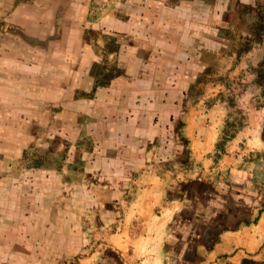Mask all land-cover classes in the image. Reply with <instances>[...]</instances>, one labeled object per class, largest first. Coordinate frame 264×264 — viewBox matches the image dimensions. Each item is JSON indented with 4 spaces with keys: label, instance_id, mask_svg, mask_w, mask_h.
<instances>
[{
    "label": "crops",
    "instance_id": "0c3cea01",
    "mask_svg": "<svg viewBox=\"0 0 264 264\" xmlns=\"http://www.w3.org/2000/svg\"><path fill=\"white\" fill-rule=\"evenodd\" d=\"M230 6L0 0L1 122L69 91L80 119L70 127L93 140L80 178L64 176L63 204L53 184L1 180L0 264H264V110L224 138L227 108L207 103L214 83L192 97L217 66V23ZM91 32L118 44L119 72L107 82L92 75ZM252 56L264 61V41Z\"/></svg>",
    "mask_w": 264,
    "mask_h": 264
},
{
    "label": "rangeland",
    "instance_id": "374dc122",
    "mask_svg": "<svg viewBox=\"0 0 264 264\" xmlns=\"http://www.w3.org/2000/svg\"><path fill=\"white\" fill-rule=\"evenodd\" d=\"M213 1L205 0L207 4ZM176 2L178 0H169L170 4ZM217 24L215 44L222 49V54L220 59L217 58V66L201 74V85L194 87L192 97L202 98L209 91L208 82L214 83L213 91L217 90L219 94L207 103L224 102L228 111L224 138H229L248 125V113L264 110V61L256 62L257 56H252L254 49L264 41V0H255L250 5L231 0V6L222 16V23L219 21ZM86 39L92 41L99 55V61L92 69L95 83L109 81L119 72V55L113 53L118 50L116 40L102 37L97 32L89 33ZM140 56L148 55L140 53ZM203 60L209 63L216 59L212 54L205 53ZM203 82L205 85H202ZM44 88L42 86V90ZM72 96L73 93L68 91L62 100L42 102L39 112L29 110L23 118H2V122L0 119V183L10 175L14 180H22L13 184L25 185L28 189L31 187L28 184L35 183L33 187H45L48 191L49 185L53 184L58 190L55 194L57 204L64 203V176L80 178L84 166L82 157L91 150L93 143L90 135L83 136L70 127V124L80 120L66 107L65 98ZM7 129L11 135L6 134ZM6 142L12 150H5ZM16 144L18 149L13 148ZM7 154L9 158L4 157ZM36 175L37 181H31ZM48 175H56V184L47 180ZM8 184L5 181V185ZM24 195L30 196L31 192ZM51 202L54 203L53 200Z\"/></svg>",
    "mask_w": 264,
    "mask_h": 264
},
{
    "label": "trees",
    "instance_id": "16d2710c",
    "mask_svg": "<svg viewBox=\"0 0 264 264\" xmlns=\"http://www.w3.org/2000/svg\"><path fill=\"white\" fill-rule=\"evenodd\" d=\"M261 40H262V37H261Z\"/></svg>",
    "mask_w": 264,
    "mask_h": 264
}]
</instances>
